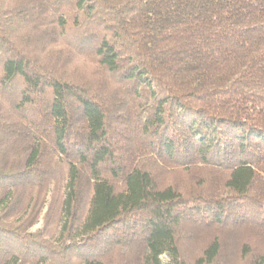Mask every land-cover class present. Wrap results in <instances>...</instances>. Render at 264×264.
<instances>
[{
    "label": "trees",
    "instance_id": "trees-1",
    "mask_svg": "<svg viewBox=\"0 0 264 264\" xmlns=\"http://www.w3.org/2000/svg\"><path fill=\"white\" fill-rule=\"evenodd\" d=\"M165 254L264 264V0H0V264Z\"/></svg>",
    "mask_w": 264,
    "mask_h": 264
},
{
    "label": "rangeland",
    "instance_id": "rangeland-1",
    "mask_svg": "<svg viewBox=\"0 0 264 264\" xmlns=\"http://www.w3.org/2000/svg\"><path fill=\"white\" fill-rule=\"evenodd\" d=\"M52 189L54 190V186L52 187ZM52 193V192H51ZM50 200V197L48 198V201ZM47 210V206L44 208L41 216H40V219H39V222L36 224V226L34 227L35 230L41 228L43 226V219H44V215H45V212ZM162 261L164 264H169V257L165 254L162 256Z\"/></svg>",
    "mask_w": 264,
    "mask_h": 264
}]
</instances>
